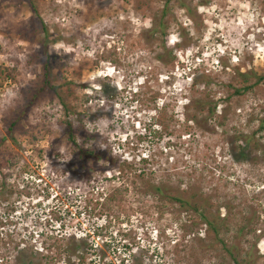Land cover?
I'll list each match as a JSON object with an SVG mask.
<instances>
[{
    "label": "rangeland",
    "instance_id": "rangeland-1",
    "mask_svg": "<svg viewBox=\"0 0 264 264\" xmlns=\"http://www.w3.org/2000/svg\"><path fill=\"white\" fill-rule=\"evenodd\" d=\"M35 1L38 14L29 0H0V143L10 161L0 170V264H23L21 250L33 264H228L199 216L151 185L194 184L214 210L230 208L226 240L250 213L255 234L264 230V160H237L230 143L264 118V79L233 90L245 85L240 72L264 77V0H174L167 13L165 0ZM159 16L167 35L152 38ZM47 63L56 91L40 89ZM203 73L211 85L197 83ZM197 97L220 101L213 117L193 109ZM67 115L122 173L70 177ZM73 237L84 238L75 255L65 251ZM257 247L264 264V236Z\"/></svg>",
    "mask_w": 264,
    "mask_h": 264
},
{
    "label": "trees",
    "instance_id": "trees-1",
    "mask_svg": "<svg viewBox=\"0 0 264 264\" xmlns=\"http://www.w3.org/2000/svg\"><path fill=\"white\" fill-rule=\"evenodd\" d=\"M30 6L34 13L38 14L37 4L35 0H29ZM174 0H165L164 13H167L168 5ZM181 6L188 7L185 0H177ZM163 13V14H164ZM168 22L165 20L164 16H159L154 20V26L148 31L150 37L161 34L167 35ZM43 31L45 34L49 35L47 26L44 24ZM165 43V42H164ZM163 43L164 51L158 55L161 61L166 62L172 60L173 57L170 56V50L167 48L166 43ZM44 78L41 83L40 89L45 88L52 89L56 91L55 84H53L52 77V66L47 63L44 67ZM240 72V71H239ZM239 75L243 77L245 85L241 87H234L235 94H242L243 92L249 91L254 86L261 82L264 77L257 74L253 70H247L245 72H240ZM254 78L255 81L250 83V79ZM198 84L203 87L211 85V78L204 73L196 78ZM31 93L32 101L36 98L37 92ZM62 105L69 109V105L66 103V99L60 95ZM219 100H209L205 101L200 97L191 100V105L194 110L203 111L207 108V116L213 117L219 106ZM224 111H226L224 109ZM68 116V115H67ZM194 120L198 125L207 128L203 121L205 118L200 119L198 116H193ZM12 125H10L9 131H12ZM211 130V129H209ZM258 133L261 135L257 136ZM63 136L73 147V157L65 163V171L70 175L72 179L79 180L86 178L91 181L94 174H108L111 173V177H115V171L119 170V174L122 173L123 165L121 160L116 158L111 150L106 148H100L96 146H86L88 140H96L97 135L95 133L87 130L83 125H76L71 117H67L64 121ZM5 139V137L1 140ZM0 143V170L3 166L9 165V160L5 159L2 153V148ZM230 143L232 148V154L237 160H257L259 157L256 155L258 152L261 153V157L264 160V118L260 119L259 127L256 132L253 133H236L230 137ZM252 153H254L252 155ZM256 153V154H255ZM260 159V158H259ZM151 191L157 194L160 198L165 200H170L178 203L181 209L185 212L195 213L199 216V221L195 224H201L205 226V230L208 234H212L215 238V242L222 245L225 253V258L228 260V264H256L259 257L261 256L258 250V243L264 236V230L259 234H255L256 229L254 227L255 213H250V215H245L243 220L244 223L237 226L231 239L226 240L224 237L230 231V216L231 209L227 207V211L222 214L219 209L214 210L213 205L210 202V198L205 195L198 188L197 185L191 184L186 189L174 188L164 185H151ZM255 234L253 241H247L248 236ZM72 236V235H71ZM195 240L199 242L202 248H209L214 245V243H206V238L199 235L195 236ZM68 242V246L65 251H68L71 255L78 254L82 249L84 243L83 237H73ZM19 258L22 260L23 264H33L31 258L27 255L25 251L19 252ZM30 258V259H29ZM133 264H142L134 261Z\"/></svg>",
    "mask_w": 264,
    "mask_h": 264
}]
</instances>
